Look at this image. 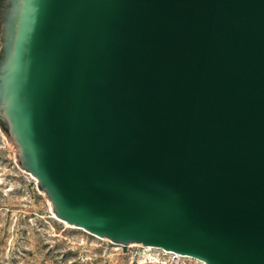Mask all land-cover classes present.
Segmentation results:
<instances>
[{"label":"water","instance_id":"water-1","mask_svg":"<svg viewBox=\"0 0 264 264\" xmlns=\"http://www.w3.org/2000/svg\"><path fill=\"white\" fill-rule=\"evenodd\" d=\"M0 129L68 225L264 264V0H0Z\"/></svg>","mask_w":264,"mask_h":264},{"label":"rangeland","instance_id":"rangeland-1","mask_svg":"<svg viewBox=\"0 0 264 264\" xmlns=\"http://www.w3.org/2000/svg\"><path fill=\"white\" fill-rule=\"evenodd\" d=\"M161 251L116 244L57 218L0 129V264H204Z\"/></svg>","mask_w":264,"mask_h":264},{"label":"built area","instance_id":"built-area-1","mask_svg":"<svg viewBox=\"0 0 264 264\" xmlns=\"http://www.w3.org/2000/svg\"><path fill=\"white\" fill-rule=\"evenodd\" d=\"M141 247H144V246H141ZM145 248H149V246H146ZM161 249V248H160ZM162 251V253H166V254H171L172 256H179L178 254H176V253H173V252H169V251H166V250H163V249H161Z\"/></svg>","mask_w":264,"mask_h":264},{"label":"bare ground","instance_id":"bare-ground-1","mask_svg":"<svg viewBox=\"0 0 264 264\" xmlns=\"http://www.w3.org/2000/svg\"><path fill=\"white\" fill-rule=\"evenodd\" d=\"M61 220V219H60ZM61 221H63V220H61ZM63 222H65V221H63ZM150 248V247H149ZM170 252V251H169ZM179 255V254H178ZM182 256V255H181ZM188 257H190V256H188ZM191 258H193V257H191ZM201 261V260H200ZM203 262V261H202ZM204 263V262H203Z\"/></svg>","mask_w":264,"mask_h":264}]
</instances>
